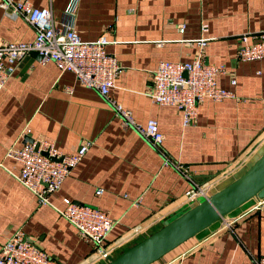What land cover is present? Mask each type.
<instances>
[{
    "label": "crops",
    "instance_id": "1",
    "mask_svg": "<svg viewBox=\"0 0 264 264\" xmlns=\"http://www.w3.org/2000/svg\"><path fill=\"white\" fill-rule=\"evenodd\" d=\"M29 1L49 8L57 23L70 2ZM74 18L82 40L107 36L105 49L121 67L112 97L137 122L155 120L163 140L153 146L71 72L41 62L33 52L24 55L0 91V160L10 146L30 138L52 141L64 154L86 141L92 145L50 195L51 205L38 204L32 192L0 169V248L22 230L63 264H99L93 244L54 209L64 207V198L99 208L115 220L106 245L118 255L188 206L190 182L164 166L165 157L187 165L198 182L213 187L236 175L264 143V58H237L239 37L264 30V0H79ZM202 24L207 25L203 33ZM34 38L30 25L0 8V44ZM200 38L207 40L205 61L225 67L216 76L217 86L234 96L204 99L196 122L182 127L181 113L153 104L148 93L158 63L190 61ZM4 163L17 173L11 159ZM253 200L224 217L233 220L230 226L220 220L151 264H255V257L264 256V202L250 209Z\"/></svg>",
    "mask_w": 264,
    "mask_h": 264
},
{
    "label": "built area",
    "instance_id": "2",
    "mask_svg": "<svg viewBox=\"0 0 264 264\" xmlns=\"http://www.w3.org/2000/svg\"><path fill=\"white\" fill-rule=\"evenodd\" d=\"M79 0H70L58 23L49 8H38L29 0H0V8L12 19L21 18L30 25L35 38L31 42L9 41L0 44V91L5 86L20 58L30 52H37L41 62L52 61L61 72H71L77 83L96 91L112 107L116 116L125 126L134 129L142 138L153 146L163 140L158 124L150 119L145 124L134 118L131 110L117 102L111 95L115 80L121 67L115 56L109 54L105 46L107 36L102 35L94 41H84L74 28V16ZM178 30L183 32L184 26ZM201 32L207 30L202 24ZM194 57L187 62L160 61L153 71L152 86L148 96L153 104L173 106L181 113L182 127L196 122L199 104L206 98L221 101L234 94L216 84V76L225 72L222 64L216 65L205 61L204 48L207 40L196 41ZM237 58L252 61L264 58V30L252 35L239 37ZM232 84L235 80L231 81ZM92 142L81 143L72 153L64 154L54 142L41 138L26 142L21 146H10L0 160V169L10 172L23 186L36 197L40 205H51L50 195L58 191L88 151ZM4 159H11L19 169L16 172L7 169ZM163 165L171 167L190 182L185 197L188 205L208 199L210 186L198 182L190 168L182 163L164 158ZM211 185V184H210ZM96 195L102 189L95 191ZM252 208L263 204V199H256ZM134 200L133 205L139 204ZM64 207L54 209L68 220L79 232L80 237L94 246L96 261L107 263L117 256V250L106 245V240L115 224L110 215L93 206L79 204L69 198L63 199ZM230 226L233 220L224 221ZM255 264H264V256L254 258ZM0 264H63L48 255L35 244L24 231L12 234L0 248Z\"/></svg>",
    "mask_w": 264,
    "mask_h": 264
},
{
    "label": "water",
    "instance_id": "3",
    "mask_svg": "<svg viewBox=\"0 0 264 264\" xmlns=\"http://www.w3.org/2000/svg\"><path fill=\"white\" fill-rule=\"evenodd\" d=\"M253 199H264V150L234 180L211 191L208 199L188 205L105 264H151Z\"/></svg>",
    "mask_w": 264,
    "mask_h": 264
},
{
    "label": "rangeland",
    "instance_id": "4",
    "mask_svg": "<svg viewBox=\"0 0 264 264\" xmlns=\"http://www.w3.org/2000/svg\"><path fill=\"white\" fill-rule=\"evenodd\" d=\"M264 150V143L260 145L259 149L252 155V157L249 159V162L245 165V167H242L238 172H236V175H233L231 177H229L228 179L222 181L221 183H218L215 186H211L213 183L211 182H207L204 184H207L210 186V189L212 187V192L216 191L218 188L222 187L223 185H225L227 182H230L232 180H234L235 177H237L239 174L243 173L254 161L256 158H258V156L260 155V153ZM213 182V181H212ZM211 184V185H210ZM203 199H199V201H202ZM254 200H250L247 203H245L243 206H241L240 208L236 209L235 211H233L232 213H230L228 216L236 214L237 212H239L241 209H243L245 206H248L250 204H252ZM188 207V206H187ZM174 217V216H173ZM219 222L213 224L211 227H215L217 226ZM142 240V239H141ZM140 241V240H139Z\"/></svg>",
    "mask_w": 264,
    "mask_h": 264
}]
</instances>
